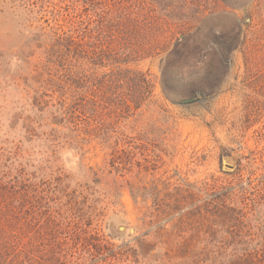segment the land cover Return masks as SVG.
Segmentation results:
<instances>
[{"label":"rangeland","instance_id":"obj_1","mask_svg":"<svg viewBox=\"0 0 264 264\" xmlns=\"http://www.w3.org/2000/svg\"><path fill=\"white\" fill-rule=\"evenodd\" d=\"M158 1L55 0L30 17L0 0L7 264H264V0ZM152 2L161 24L132 23ZM110 12L125 19L101 33ZM50 32L75 52L48 54ZM221 35L239 44L229 62Z\"/></svg>","mask_w":264,"mask_h":264},{"label":"trees","instance_id":"obj_2","mask_svg":"<svg viewBox=\"0 0 264 264\" xmlns=\"http://www.w3.org/2000/svg\"><path fill=\"white\" fill-rule=\"evenodd\" d=\"M4 3L5 0H2ZM156 3H158V0H154ZM12 2V8L13 9H22L24 11V13L27 16L30 17H35L39 11H42L46 6L43 4L45 2H48L49 4H56L55 0H11ZM226 3V2H225ZM227 6H229L228 3H226ZM50 6V5H49ZM154 7L153 2L151 3L150 6V12L149 11H145L144 10H140L138 12H133L134 14H130L132 17V23H139L142 20L147 22L150 21V23H154L155 25H160L161 24V20H164L163 17L158 15L157 9ZM40 9V10H39ZM47 11V10H46ZM111 12L110 13H105V14H100V22H101V26H99V32L103 33L104 29H107L108 24H110L111 22H116V20L118 19V23H122L123 20L125 19V17L123 16L124 14L119 13V16H115L116 18L111 16ZM98 16V15H97ZM36 19H38L36 17ZM115 25V24H114ZM105 27V28H104ZM49 33V32H48ZM48 33H46V35H48ZM50 37L48 38L50 40V49L47 51L48 54H59L60 52H63V55H67L69 56L70 54H73L75 52V43L73 42L74 40H72L71 37H67L65 38V36H59L57 34H52L53 36H51V32H50ZM190 35H185L184 38H179L177 39L176 43H175V47L174 49L171 51V53L169 54L170 56L179 54L182 49L187 46V42H188V38ZM238 43L235 42V39L233 38H229L227 35H221L217 42L215 43L214 46V52L216 55H218L222 60L228 61L230 60L231 54L233 53L234 50H236L238 48ZM78 46V45H77ZM77 53H80L79 49L76 47ZM102 50L98 51L97 57L101 58V52ZM154 50L152 48L149 49H144V48H140L137 50H133V54L137 55V54H146L149 55V53L151 54ZM132 52H130L131 54ZM191 68V72L189 73V79L190 81L193 83L192 85H196V83H198V71H197V66L193 65L190 67ZM140 83V90L137 91V95L135 96V103L136 106L139 107L141 104V93L143 92L144 86H150L149 81L147 79V77L145 76V74H141L140 75V79L139 82ZM139 85V84H138ZM195 87L193 88V90L191 91L190 95H194L195 94ZM126 108H128V110H130V105H126ZM3 182L0 179V185L2 186ZM226 198V196H224ZM222 198L220 201H224L225 198ZM4 237L0 236V264H7L9 259H8V255L6 254V249H5V242L3 241Z\"/></svg>","mask_w":264,"mask_h":264},{"label":"water","instance_id":"obj_3","mask_svg":"<svg viewBox=\"0 0 264 264\" xmlns=\"http://www.w3.org/2000/svg\"><path fill=\"white\" fill-rule=\"evenodd\" d=\"M235 168V165L230 164L228 159H224L223 160V170L227 171V172H232Z\"/></svg>","mask_w":264,"mask_h":264}]
</instances>
